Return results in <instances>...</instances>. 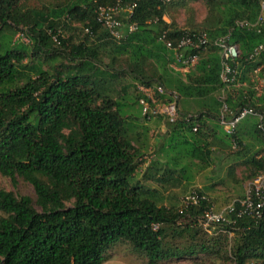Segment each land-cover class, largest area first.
<instances>
[{
  "label": "trees",
  "instance_id": "16d2710c",
  "mask_svg": "<svg viewBox=\"0 0 264 264\" xmlns=\"http://www.w3.org/2000/svg\"><path fill=\"white\" fill-rule=\"evenodd\" d=\"M19 1L0 0V176L13 185L15 179L27 183L34 202L0 189V264H101L117 244L127 245L145 264L182 258L204 264L207 257L264 264V206L258 219H233L206 235L197 223L211 207L203 193L188 191L204 196L197 205L166 207L159 204V192L142 182L165 189L178 184L192 162L198 160L199 169L214 164V145L205 133L215 129L224 139L219 140L224 142L217 150L219 163H230L226 174L232 177L241 166L243 179L250 180L264 170V119L263 132L257 118L249 116L236 124L231 137L217 122L221 92L227 117L243 107L264 115V51L254 54L264 43V28L256 33L235 26L255 20L258 1L63 0L39 9ZM195 1L205 10L199 23L191 5ZM115 3L135 5L129 21L137 29L120 42L93 14L95 4ZM178 10L185 15L180 27L174 18L164 21L168 12ZM74 23L80 28H72ZM4 29L11 34L25 29L37 62L25 61L22 46L3 40ZM64 31L72 34L63 38ZM199 32L209 44L196 52L192 68L171 77L169 65L178 66L174 51L165 49L158 36L165 33L174 44L184 33ZM224 36L237 52L229 63L237 87H225L219 79L220 51L211 42ZM55 58H61L58 65L42 68L41 62ZM124 76L133 83L121 84ZM135 84H157L174 94L176 118L147 120ZM187 99L196 101V111L180 110V101ZM249 119L244 133L238 125ZM154 120L164 124L167 136L154 149L153 160L144 161L146 125ZM246 134L254 141L243 142ZM253 144L260 150L252 152ZM182 160L186 163L176 170Z\"/></svg>",
  "mask_w": 264,
  "mask_h": 264
},
{
  "label": "built area",
  "instance_id": "2783aa9c",
  "mask_svg": "<svg viewBox=\"0 0 264 264\" xmlns=\"http://www.w3.org/2000/svg\"><path fill=\"white\" fill-rule=\"evenodd\" d=\"M161 4H169L173 0H157ZM258 1V15L253 22L236 21L235 26L238 28H244L248 30H254L256 33L260 31V27L264 28V0ZM94 2V1H93ZM95 3V2H94ZM135 5H122L115 3L113 5H94L93 14L97 24L104 29L109 37L116 42L124 40L125 37L136 31L137 27L135 23L130 22V18L133 16ZM87 32V29H84ZM22 37V33L17 34ZM157 40L161 42L165 49L174 51V59L178 64L180 70L186 72L192 68L197 62L196 52L205 48L209 41L203 32L188 34H182L174 44L171 40L166 39L165 33H161ZM227 36L214 39L211 43L217 47L220 51V82L225 87H237L236 71L230 67L232 51L236 49L233 46H229L226 43ZM189 51L184 54L183 51ZM264 51V43L258 45L254 49V54ZM237 53V52H236ZM260 87L261 82H257ZM136 91L140 94L138 104L141 108V114L147 119L160 116L167 118L169 121H173L176 116V96L172 93H166L163 87L157 84L144 85L135 84ZM166 95L170 100L162 98ZM166 97V98H167ZM220 110L218 116V125L222 132L231 137L234 134L236 124L245 117H256L258 120L257 128L263 132L262 121L264 115L255 112L252 108L243 107L238 113L227 117L229 111L226 104L223 102V93L221 92ZM195 131V129H193ZM200 200H205L204 196H198L194 192H188L181 197L180 203L183 207L189 205H197ZM264 206V170L257 176L250 180L245 188L244 194L240 199L232 200L229 205L219 211H214L212 207L202 212L197 220L198 226L206 235H212L216 231L215 229L222 224L233 223V219L241 217H249L251 219H258L260 217V210ZM232 218V219H231ZM153 230L157 228V225L152 226Z\"/></svg>",
  "mask_w": 264,
  "mask_h": 264
},
{
  "label": "rangeland",
  "instance_id": "374dc122",
  "mask_svg": "<svg viewBox=\"0 0 264 264\" xmlns=\"http://www.w3.org/2000/svg\"><path fill=\"white\" fill-rule=\"evenodd\" d=\"M51 1H58L59 3H62L63 0H20L18 3L25 8H34L39 9V7L47 3H53ZM194 12H195V19L198 21L203 16V5L200 1H195L191 3ZM173 10V9H171ZM174 11V10H173ZM172 12V11H171ZM173 18L175 21L179 24L183 23V20L185 18V15L183 11L179 10L178 13H173ZM80 28V25L77 23H74L72 28ZM22 31V37L19 35L17 38L18 31H14L13 34H11L10 31L7 29H4L2 39L7 40L10 38L11 44L22 46L23 50L26 52L27 57L25 61L33 60L34 62H37V59H34L31 57V41L28 33H26V30L23 29ZM76 35L80 38V34L78 31H74ZM20 34V32H19ZM63 38L68 37L72 34V32L64 31ZM1 39V37H0ZM74 41H77V39H74ZM61 61V58H55L54 61H45L41 62V66L43 69H49L50 67H54L58 65ZM170 76L175 77L178 72L173 70L172 68H169ZM133 82L130 79L129 76H124V79L121 80V84L131 85ZM261 87H257V89H260ZM130 90V89H129ZM148 126V132L146 135V150L145 154L143 156L144 161H151L153 160L154 156V147L153 143L156 142L157 138L160 137L159 135H162L163 132H161L160 124L156 122V120L151 121L150 123H147ZM139 131V129H138ZM254 141L253 137H247L246 142L250 143ZM232 150V149H231ZM174 154V153H173ZM225 157V156H224ZM186 163V160H182L178 162V166L175 167L176 170L178 168L184 166ZM194 165L189 168L188 170L185 169V171L182 173V175H179L180 179L178 184L174 183V186L167 185L165 189H162L160 185L156 183L148 182L147 180H143L142 182L146 185H149L152 188H155L160 196H161V203L164 206L168 207L170 205L175 204L176 206L179 205L180 198L182 195H184L186 192L190 191L191 189H197L201 193H203L210 201V205L213 208L214 211H219L229 205V203L234 199H239L243 196L245 188L247 187V184L250 182V180L243 179L244 176V170L241 166L235 167L233 170L232 177L229 176L227 173V167H219L217 168H211L210 170L204 169L202 166V169L198 168V160L192 162ZM208 165H205V167ZM211 164H209L210 168ZM145 167V165L141 166V170ZM174 168V167H173ZM206 171V172H205ZM160 173V172H158ZM191 174V178H189L188 181H186L187 175ZM142 175L141 172H139V177ZM159 175V174H157ZM0 189L11 192L15 196H27L31 202H34V194L32 188L25 182H23L21 179H15V184L13 185L9 179L3 178L0 176ZM35 210H38L33 205ZM230 237V236H228ZM203 256H199L198 259ZM204 264H207L208 262L212 261L213 264H230L229 262L223 261V259H214V258H204L201 260ZM193 259L188 258H182L175 261L170 262H163L161 264H192ZM101 264H145L142 259L139 257L133 255L129 251V247L125 244H117L113 247H111L104 255V260Z\"/></svg>",
  "mask_w": 264,
  "mask_h": 264
},
{
  "label": "crops",
  "instance_id": "0c3cea01",
  "mask_svg": "<svg viewBox=\"0 0 264 264\" xmlns=\"http://www.w3.org/2000/svg\"><path fill=\"white\" fill-rule=\"evenodd\" d=\"M179 11V10H178ZM178 11L177 12H168V14H166V16L165 17H163V19H164V21L165 22H167V23H169L170 21H171V18H173V13L175 14H177L178 13ZM204 15H205V10L203 9V16H202V18L198 21L197 19H196V22L197 23H199L202 19H203V17H204ZM174 21H175V19H174ZM175 23L180 27L181 25H182V23L181 24H179V23H177L176 21H175ZM170 66V68H172L173 70H175L176 72H178V73H184V71H182V70H180L179 69V67L178 66H176V64L174 63H172V64H170L169 65ZM194 102H196L195 100H192V99H187L186 101H180V103H179V108H180V110L181 111H183V112H194V111H196V106L193 104ZM251 122V120L249 119V121L247 120L246 122H240V124L238 125L239 126V128H241L242 130V132H244V131H246L247 130V127H249V125L251 124L250 123ZM159 124H160V129H161V132H163L162 133V135H159L160 137H158L157 138V140H156V142L155 143H153V147L154 148H156V147H158L161 143H162V140H163V137L165 136H167V135H165V132H166V128H165V126H164V124H162V123H160V122H158ZM206 124H208V123H206ZM249 124V125H248ZM211 130L213 129V128H211V127H209ZM244 133H246V132H244ZM205 135L207 136L206 137V139H207V141H210L211 140V142L213 143V147H211V150L213 151V156H212V159L213 160H215L216 162H214V164H211V166H210V168H207V167H209V165L208 166H206V167H203L204 169L206 168V170H210L211 168H217V169H219V167H223V168H226V167H229V165H230V163H229V161L227 160V161H223V163H219L220 162V160L222 159V156H221V154L217 151V150H219V147H220V145L221 144H224V142H222V141H219L220 139L222 140L223 139V137H222V134H221V132L219 131V130H216L215 129V131L214 132H212V131H210V132H206L205 133ZM247 137H250L248 134H246V135H243V137H242V139H243V142H245L246 143V138ZM224 140V139H223ZM250 148H251V151L252 152H254V151H257V150H260V148H258L256 145H251L250 146ZM206 172V171H205ZM204 195V194H203ZM205 196V195H204ZM206 197V196H205ZM207 198V197H206Z\"/></svg>",
  "mask_w": 264,
  "mask_h": 264
},
{
  "label": "water",
  "instance_id": "95a60500",
  "mask_svg": "<svg viewBox=\"0 0 264 264\" xmlns=\"http://www.w3.org/2000/svg\"><path fill=\"white\" fill-rule=\"evenodd\" d=\"M231 54H232V56L234 57V56L236 55L235 50H233Z\"/></svg>",
  "mask_w": 264,
  "mask_h": 264
}]
</instances>
